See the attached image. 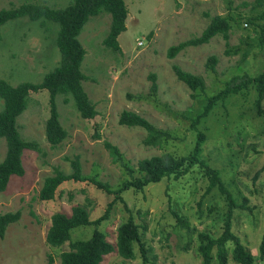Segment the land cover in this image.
Masks as SVG:
<instances>
[{"label":"rangeland","instance_id":"374dc122","mask_svg":"<svg viewBox=\"0 0 264 264\" xmlns=\"http://www.w3.org/2000/svg\"><path fill=\"white\" fill-rule=\"evenodd\" d=\"M72 0H0V8L21 3H38L63 8ZM125 29L117 35L120 51L106 47L110 15L91 16L77 38L84 49L80 71L86 77L81 86L94 104L96 115L86 120L79 116L68 93H57L54 103L66 136L55 147L45 139L48 92L30 93L16 117L20 137L34 141L38 150H24L22 176L11 175L0 191V213L20 211L19 219L7 225L0 238V264H47L48 256L58 264V253L67 243L50 247L44 240L50 215L70 213L79 204L88 218L101 215L112 194L88 181H65L60 195L42 201L37 197L45 176L54 168L71 171L69 160L77 158L82 175L94 177L116 189L137 176L138 159L167 152L175 157L191 152L197 131L204 134L200 158L213 168L236 204L245 198V207L234 208L231 229L253 257L252 264H264L257 257V244L264 231V116L257 112L255 84L241 88L217 102L194 125L192 119L202 111L206 97L216 93L233 75L254 76L264 64V0H124ZM213 15L234 20L225 40L214 35L207 43L187 46L173 58L166 49L198 35ZM58 24L49 20L19 17L0 26V79L15 86L20 82H39L59 61L56 45ZM140 42V44H139ZM230 48L229 54L224 53ZM235 51V52H232ZM246 51L242 59V52ZM210 55L217 57L213 70L205 67ZM172 65L200 76L203 88L194 96L177 80ZM154 75L155 91L149 89ZM3 101L0 98V110ZM264 110V96L261 101ZM131 110L151 122L167 136L156 146L143 144L145 131L117 123L121 110ZM97 131L98 137H94ZM115 145L122 162H113L104 142ZM5 151L0 137V160ZM207 178L200 166L177 179L165 178L140 191L120 192L97 228L114 244L116 227L128 217L142 224L141 239L150 246L153 264H202L196 252L198 234L216 237L221 231L226 201L217 188L206 192ZM182 221L184 225L179 223ZM91 225L72 228L71 239L90 235ZM100 264H141L114 251L103 255ZM211 264H218L213 260ZM225 264H237L228 252Z\"/></svg>","mask_w":264,"mask_h":264},{"label":"trees","instance_id":"16d2710c","mask_svg":"<svg viewBox=\"0 0 264 264\" xmlns=\"http://www.w3.org/2000/svg\"><path fill=\"white\" fill-rule=\"evenodd\" d=\"M102 11L110 15L108 30L102 43L113 51H120L116 38L125 29L124 21L127 11L124 0H72L63 8H50L38 3H21L12 8H0V26L9 19L19 17H27L29 20L43 19L57 23L59 29L56 45L60 55L58 64L45 73L39 82L24 81L11 86L0 79V98L3 101L0 110V137L4 138L5 141L4 155L0 160V191L5 189L11 175H23L22 152L24 150H38L34 141H26L20 137L15 123L16 117L25 108L26 98L30 93L40 90L48 92L44 135L51 147L57 146L66 136L65 129L58 121L54 103V96L57 93H68L71 96L81 118L90 120L96 115L94 104L88 99L81 86V81L86 78L80 71L84 49L77 35L89 17ZM261 17H264V12ZM233 21L232 17L226 15H213L198 35L168 46L165 52L166 57L173 58L187 46L207 43L214 35L219 34L226 40ZM230 52V48L224 50L226 54ZM245 55L246 51L242 52L241 58L243 59ZM216 62L217 57L210 55L205 61V67L213 70ZM172 71L176 79L184 83L191 91V97L194 96L196 89L203 88V81L200 76L185 71L177 65H172ZM149 77L151 79L149 89L155 91L154 75L150 74ZM250 84H255L257 112L264 116V110L261 108V101L264 96L263 64L261 71L256 75L250 76L246 73L233 75L224 82L216 93L207 96L202 111L192 119L191 125L194 126L200 118L206 116L217 102L223 101L228 95L237 93L241 88ZM117 123L126 127L142 128L145 131L142 140L145 145L156 146L163 137L167 136L151 122L131 110H121L118 114ZM93 136L98 137L97 131H94ZM203 140L204 134L197 131L191 152L187 155L175 157L164 152L138 159L136 161L137 176H132L130 180L122 182L116 189H111L108 183L96 180L94 177L82 175L77 158L69 160L71 168L69 173L54 168L53 174L45 176L42 180L37 193L39 200H51L59 196V186L65 181H88L96 188L113 195L112 199L107 202L103 213L92 220L88 218L86 208L79 204L71 206L68 215L62 212H55L50 215L49 225L44 235L45 242L53 248H58L67 243V249L58 253V264H100L103 255L114 250L118 256L125 259H134L137 253L141 264H153L155 256L151 255L150 257L151 248L146 246L141 239V231L144 230L142 224L135 223L131 217L122 221L116 227L114 244L105 239V234L97 226L107 218L115 200L120 199V192L128 189L140 191L144 186L165 178L177 179L196 165L200 166L203 176L207 178L206 192L217 188L226 201L220 233L216 237H211L203 231L198 234L196 252L201 258V263L211 264L213 260H216L218 264H225L229 252L231 259L237 264H252L254 260L252 255L231 229L233 209L245 207V198L241 204L234 203L215 170L206 165L200 158ZM104 147L113 162H120L124 165L121 154L115 145L105 141ZM124 167L130 172L126 165ZM19 216L20 211L18 209L0 213V238L3 237L7 225L16 222ZM178 221L184 225L182 221ZM80 225H91L90 235L84 239H71L72 228ZM257 257L259 259L264 258V231L261 233L257 244ZM52 260V257L48 256L47 264L52 263Z\"/></svg>","mask_w":264,"mask_h":264},{"label":"built area","instance_id":"2783aa9c","mask_svg":"<svg viewBox=\"0 0 264 264\" xmlns=\"http://www.w3.org/2000/svg\"><path fill=\"white\" fill-rule=\"evenodd\" d=\"M139 44H140V42H139Z\"/></svg>","mask_w":264,"mask_h":264}]
</instances>
